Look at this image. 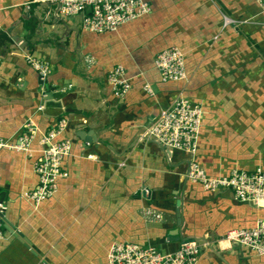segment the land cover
Wrapping results in <instances>:
<instances>
[{"label":"crops","instance_id":"obj_1","mask_svg":"<svg viewBox=\"0 0 264 264\" xmlns=\"http://www.w3.org/2000/svg\"><path fill=\"white\" fill-rule=\"evenodd\" d=\"M47 1L0 0V139L15 140L29 119L38 128L29 155L0 151V264H107L113 242L170 254L182 244L170 236L176 231L208 244L194 264H264V256L223 240L264 219V205L239 201L228 189L204 191L187 179L189 154L146 139L159 111L182 96L203 111L195 160L208 176L264 172V15L257 3L145 0L149 13L93 34L81 15L64 17ZM16 37L25 43L13 44ZM170 48L184 54L186 81L160 80L154 61ZM27 55L49 63L53 97H43ZM116 67L129 84L122 96L107 79ZM62 118L61 138L71 145L61 164L67 177L34 206L23 195L38 182V139Z\"/></svg>","mask_w":264,"mask_h":264},{"label":"built area","instance_id":"obj_2","mask_svg":"<svg viewBox=\"0 0 264 264\" xmlns=\"http://www.w3.org/2000/svg\"><path fill=\"white\" fill-rule=\"evenodd\" d=\"M60 5V13L64 17L82 16V28L93 34L115 32L119 26L147 14L150 8L145 0H50ZM264 15V0H254ZM232 23L224 17V24ZM25 61L36 71L41 81L51 73L47 61L39 60L31 55ZM154 66L164 83L186 81L184 54L177 48L160 52ZM108 83L116 95L122 96L129 89L123 78V70L116 67L108 74ZM150 92V88H147ZM44 97V95H43ZM203 111L199 105L179 96L174 103L161 109L146 134L152 135L162 146L170 150H178L190 155L191 161L187 173L190 182L199 184L204 191L215 192L220 189L230 190L239 201L249 202L256 207L264 205V172L246 173L233 170L226 176L210 177L195 160L197 143L201 128ZM66 121L59 119L54 126L40 134L38 139L39 157L33 163V171L37 175L36 187L25 193L23 198L37 206L51 197L56 189L58 179L67 177L62 170V160L69 156L71 145L69 140L61 138ZM38 134V128L32 120H27L22 132L15 140L0 139V151L8 150L31 152V144ZM4 205L0 202V215ZM2 232L0 231V239ZM224 241L236 243L251 249L256 255L264 256V219H258L250 229H232L223 238ZM206 243L189 240L170 254H161L152 246L141 247L129 242H113L106 252L107 264H194Z\"/></svg>","mask_w":264,"mask_h":264},{"label":"water","instance_id":"obj_3","mask_svg":"<svg viewBox=\"0 0 264 264\" xmlns=\"http://www.w3.org/2000/svg\"><path fill=\"white\" fill-rule=\"evenodd\" d=\"M48 1H50V0H48ZM47 1V2H48ZM55 3V5H56V7H58V9L60 8V5L58 4V3H56V2H54ZM10 40H12V42H13V44H19V42H24L25 43V39L24 38H19V37H16V38H11ZM7 42H9V41H7ZM26 45H27V43H26ZM20 47L19 48H23V45L22 44H20L19 45ZM38 83H39V85H41V86H43L44 87V90H45V92H43V94H44V98L46 97V98H50V97H53V95H52V92H51V89L49 88V86H48V81H47V79L46 80H44V81H41V79H39V81H38ZM47 94V95H46ZM147 138H149V139H155L152 135H146V139ZM156 140V139H155ZM84 141L85 142H89V139L88 138H86V139H84ZM157 141V140H156ZM158 142V141H157ZM159 143V142H158ZM161 145V144H160ZM163 148L164 149H166L167 150V147H164L163 146ZM177 207L178 208H180V203L177 201ZM180 210V209H179ZM177 211V226L178 227H180V225H181V216H180V211ZM9 225H10V223H9ZM11 226V225H10ZM170 236H175L179 241H181V243H185V242H187V241H189V239H182L181 237H180V235H179V232L178 231H176L174 234H170Z\"/></svg>","mask_w":264,"mask_h":264}]
</instances>
